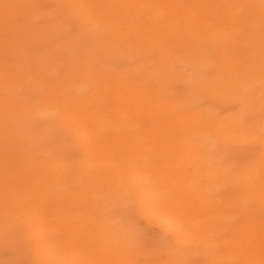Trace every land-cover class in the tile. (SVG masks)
<instances>
[{
  "label": "bare ground",
  "instance_id": "bare-ground-1",
  "mask_svg": "<svg viewBox=\"0 0 264 264\" xmlns=\"http://www.w3.org/2000/svg\"><path fill=\"white\" fill-rule=\"evenodd\" d=\"M101 1L65 0L70 16L82 22L83 30L92 35L102 36L111 28L114 37L119 38L122 26L119 22L125 17L133 21L132 26L125 24L124 29L139 33L142 49L156 45L159 58L152 70H148L145 63L140 64L133 71L113 74L106 86L107 80L101 77L75 76L63 86L59 83L47 85L48 91L43 97L30 105L24 104L21 94L15 90H42L45 85L41 86L34 78L40 68L18 77L15 82L11 76L0 74V94L9 96L3 101L0 99V115H3L0 130H13L12 134L26 136L22 144L29 148L24 151L23 148L0 149V158L11 159L14 170H17L15 178V173L6 172L8 166L0 165V232L6 231L10 224L21 227L36 264L41 261H84V256L77 250L78 240L69 241L66 234L60 233V227L65 228L67 222L57 217L58 212L54 210L50 214L38 209L41 204H30L47 200L51 194L66 188L68 165L65 159L60 156L49 158L44 149H38L43 143L41 135L47 128L65 131L68 143L84 152L83 171L88 169L86 164L94 154H101L112 143L120 147L171 145L180 146L185 151L207 152L214 144L228 146L237 140L248 141L257 137L243 122V113L219 117L213 108L199 106V102L201 99L236 100L246 110L245 107L253 106L257 101L259 93L251 92V89L255 81L264 78V6L261 0H137L133 11L135 16L131 12L115 15L120 0ZM134 19L140 20L141 29L134 27ZM4 20L0 15V22ZM105 42L103 40L98 51L100 54L106 50L108 42ZM89 66L92 69L93 63ZM209 68L213 69L216 81L206 79L204 72ZM176 69L187 70L189 74H178ZM175 82L191 85L193 90L180 96L172 89ZM7 83H11L10 86H6ZM88 84L93 88V94L83 97L84 87ZM107 90L114 106L113 115L99 117L97 113L100 111H96L92 117L85 104L91 100L95 105L104 102ZM121 90L128 91L126 99ZM73 94L78 96L72 98ZM248 109L245 112L252 110L251 107ZM44 120L48 123L42 122ZM37 123L40 124L36 129L31 128ZM9 140L12 141L0 134V146L7 145ZM30 150L33 153L28 154ZM36 157L42 160L38 161ZM229 168L222 175V189L237 187V193L226 195L225 212L217 217L224 225L231 215L240 217L242 225L229 230L235 238L232 248L249 249L251 255L262 258L264 220H260V213L261 205L264 206V167L262 169L259 163L257 166L252 164L236 172ZM35 169L42 175L28 174ZM93 172L97 174L94 169ZM111 174L123 179L121 188L135 200L140 217L146 222H155L165 233L170 234L168 229L178 232L179 237L174 239L178 246L191 242V234L199 229V225L185 208L186 193L177 191L176 196L164 197V192H160L153 180L137 166ZM116 191L113 194L117 195ZM53 196L52 200L57 194ZM52 220L58 221L57 225ZM118 229L111 227L109 234L103 237L107 245L117 247L119 241H126V231L120 233Z\"/></svg>",
  "mask_w": 264,
  "mask_h": 264
},
{
  "label": "rangeland",
  "instance_id": "rangeland-1",
  "mask_svg": "<svg viewBox=\"0 0 264 264\" xmlns=\"http://www.w3.org/2000/svg\"><path fill=\"white\" fill-rule=\"evenodd\" d=\"M93 1L102 3L101 0ZM120 1H124L125 4L120 2L116 6L115 15L123 14V12H131L134 15L137 0ZM67 5L65 0H0V15L5 18L3 22H0V74L11 76L15 82L18 77L40 68L39 74L34 78L41 86L45 85L42 90H15L17 94H21L24 104L30 105L32 102L39 101L48 91L47 85L52 83L63 86L75 76L86 78L92 76L107 80L106 86L113 74L126 70L133 71L143 63L148 70H152L159 58L155 43L149 48L142 49L143 41L138 40L139 33L133 34L134 30H125V24L132 26L133 21L130 22L129 18L125 17L119 22L122 24L119 28L121 31L119 38L114 37L115 33L111 28L107 29L102 36L92 35L83 30L80 26L82 22L79 23L70 16ZM140 25V20L134 21L135 28L141 29ZM103 40L106 41L105 43L108 42V45H105V52L100 54L98 51ZM260 46H262L261 42ZM90 63H93L92 69L89 66ZM20 68H22L21 71H19ZM176 71L178 74H189L183 69H176ZM204 73L207 80H217L212 68ZM123 78L121 76V79ZM263 81H255L251 89V92L259 93L256 97L257 101L253 106L250 105L252 110L250 107H245L246 110H244L240 102L236 100L201 99L199 106L213 108L219 117L230 114L238 116L243 113L241 115L243 122L252 129L251 133L255 132L257 137L253 140L249 139L250 142L247 139L240 142L237 140L236 143H230L228 146L214 144L207 152L197 151L199 157L196 151L192 149L185 151L180 146L126 145L120 147L112 143L101 154H94L86 164L88 169L83 171L81 166L86 161L84 152L79 147L68 143L69 139L65 131L47 128L41 135L43 143L38 149H44L43 152H46L49 158L60 156L65 159L68 165L66 188L55 192L53 195L57 194V196L54 200L51 194L47 200H36L30 204H41L38 209L50 214L54 210L58 212L57 217L67 222L65 228L60 227V233L66 234V239L69 241L78 240L77 250L84 256L83 260L87 264H180L184 260H190L193 264H225V262L264 264V257L251 255L249 249L242 251L243 249L231 246L235 244V238L229 230L241 226L242 219L231 215L229 222L224 225L217 217L225 212L223 206H225L226 198L237 193V187L222 189L224 185L222 175L225 169L230 167L232 172H236L245 166L246 168L252 164L257 166L258 163L261 164L262 169L264 167L260 156L261 142H259L261 113L264 112ZM11 83H7L6 86H10ZM172 86L176 93L181 94L180 96L193 90L191 85L182 83L175 82ZM108 92L109 90L105 92L107 96L105 101L100 102L99 105H95L92 100L85 104L92 117L95 116L96 111H100L97 113L99 117H105L113 111L114 106ZM120 92L125 99L128 97L127 90ZM91 94H93V88L90 84L85 85L83 97H90ZM5 96L0 94V99L3 101L4 98L9 97ZM77 96L71 95L72 98ZM247 109L255 114L254 122H246ZM2 117L3 115H0V122ZM42 122L48 123L45 120ZM39 124H32L31 128L36 129ZM6 132V130H0V134L5 139L9 138L12 141L9 140V143L0 146V149L7 148L9 151L20 148H23V151L29 149L22 144L26 136L12 134L13 130ZM120 136L124 138L122 134ZM30 151L28 154L33 153V150ZM36 158L38 161L42 160ZM3 164L8 166L6 172L15 173L16 178L17 170H14L12 160L0 158V165ZM133 166H137L143 174L148 175L159 188L158 190L164 192V197L176 196L177 191L186 193L185 197L188 201L185 208L191 212L192 220L199 225V229L191 234V242L187 245L178 246L171 235L158 228L155 222H146V219L140 217L135 203L130 198L131 194L121 188L123 179L111 174L117 173L118 170L125 171ZM93 169L97 174L93 172ZM171 171L172 173H169ZM28 174L42 175L36 169ZM1 184L0 180V189ZM114 189L118 190H115L117 195L113 194ZM261 208L260 220H264V206L261 205ZM57 222L52 220L54 225H57ZM130 226H135L140 235L151 243L140 246L133 242L128 231ZM111 227H119L120 233L126 231V241H121L122 243L119 241L118 244L121 245L117 247L110 243L107 245L106 239L103 238L109 234ZM64 229L66 232L63 231ZM22 231L18 225L10 224L6 231L0 232V264H36ZM225 245L231 249L226 248Z\"/></svg>",
  "mask_w": 264,
  "mask_h": 264
},
{
  "label": "snow or ice",
  "instance_id": "snow-or-ice-1",
  "mask_svg": "<svg viewBox=\"0 0 264 264\" xmlns=\"http://www.w3.org/2000/svg\"><path fill=\"white\" fill-rule=\"evenodd\" d=\"M261 3H262V6H264V0H261ZM262 96H264V94H262ZM245 120L248 123L254 122L255 114L251 113V112L247 113ZM261 161H262V165H264V112L261 113ZM155 195H156V198L158 199L159 193L157 192ZM133 203H135V200H133ZM128 231H129V235H130L132 241L139 244L140 246H146V245H149L151 243L150 241L144 239L140 235L139 230L137 228H135V226H130ZM168 231L170 232L172 239H177L179 237V233L176 232L175 230L168 229ZM40 264H87V262L86 261H80V260L69 261V262H65V261H56V262L41 261ZM180 264H193V262L190 260H184V261L180 262ZM225 264H232V262H225Z\"/></svg>",
  "mask_w": 264,
  "mask_h": 264
}]
</instances>
